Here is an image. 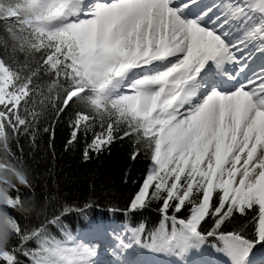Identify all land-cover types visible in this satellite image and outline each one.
I'll return each mask as SVG.
<instances>
[{"label":"snow or ice","instance_id":"1","mask_svg":"<svg viewBox=\"0 0 264 264\" xmlns=\"http://www.w3.org/2000/svg\"><path fill=\"white\" fill-rule=\"evenodd\" d=\"M0 27V264H100L105 242L110 264H145L143 251L196 264L207 247L264 264V0H0ZM46 107L72 111L66 150L83 137L85 160L135 137L150 167L123 212L159 202L157 227L91 221L84 242L63 217L90 202L22 222L43 210L10 142L35 147Z\"/></svg>","mask_w":264,"mask_h":264},{"label":"trees","instance_id":"2","mask_svg":"<svg viewBox=\"0 0 264 264\" xmlns=\"http://www.w3.org/2000/svg\"><path fill=\"white\" fill-rule=\"evenodd\" d=\"M4 35L0 27V36ZM2 52L3 45H0V53ZM20 59L23 60V57L21 56ZM36 99L37 111H40L39 98ZM71 117V110L57 118L55 112L50 107H46L39 117L35 147L26 136L19 138L20 146L23 148L22 153L16 147L14 140L10 142L17 155L22 156L23 163L29 170L35 189L36 209L43 210L39 217L34 211L22 222L36 223L44 218V211L51 215L54 211L58 212L64 203L82 206L90 202L92 206L84 214L73 211L63 217V223L74 235L79 236L82 232L91 230V221H103L117 227L123 226L127 220H131L134 224L143 222L148 232L157 227L162 218L158 210L159 202L154 201L142 212H137L134 216L129 214L127 218L123 212L138 191L150 167V160L143 149L136 159H132L135 137L116 139L104 151L99 154L93 153L88 160H85L83 137L66 150L71 131L69 127ZM44 128H49L50 131L45 132ZM99 130L97 128V131ZM88 140H91V134ZM2 155L3 153L0 152V156ZM21 192L26 197L33 195L27 188L21 187ZM111 209H119V211ZM186 214L184 212L181 215ZM13 215L20 216L19 213ZM244 223V217L236 216L232 221L226 222L223 230L233 231ZM205 227L208 225L206 224ZM50 231L58 238L61 237L58 229L51 228ZM148 232L145 233L146 237ZM30 246L35 245L30 242ZM205 250L217 252L211 247ZM20 259L22 264H28L26 258L20 257Z\"/></svg>","mask_w":264,"mask_h":264},{"label":"rangeland","instance_id":"3","mask_svg":"<svg viewBox=\"0 0 264 264\" xmlns=\"http://www.w3.org/2000/svg\"><path fill=\"white\" fill-rule=\"evenodd\" d=\"M113 227L116 226L114 225ZM105 248L107 249L106 245ZM142 255L148 256L147 262H149L148 260L156 256H160L162 260H165L167 263H170L173 259L172 257H168L162 254H153L147 251H143ZM191 256L193 257L192 261H197L198 264H228L227 258L222 253L218 252H208L207 250H203L201 253H193ZM256 257V259H259V256ZM147 262H145V264H148Z\"/></svg>","mask_w":264,"mask_h":264},{"label":"bare ground","instance_id":"4","mask_svg":"<svg viewBox=\"0 0 264 264\" xmlns=\"http://www.w3.org/2000/svg\"><path fill=\"white\" fill-rule=\"evenodd\" d=\"M83 240V239H82ZM84 242H87L83 240ZM105 246L98 248V255L96 257V260L100 262V264H110L111 261H114L115 258L111 256V253L108 251V253H105L103 250H105ZM148 256L147 255H142L141 259L147 261ZM189 260L192 261L193 257L190 256L188 258ZM172 263H167L165 260H162L160 256L153 257L152 259L148 260V264H175V259H172Z\"/></svg>","mask_w":264,"mask_h":264}]
</instances>
